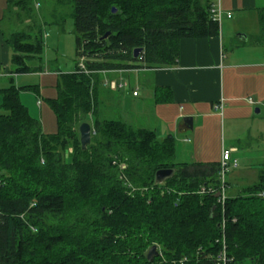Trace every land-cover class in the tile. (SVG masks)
Instances as JSON below:
<instances>
[{
	"label": "trees",
	"instance_id": "obj_1",
	"mask_svg": "<svg viewBox=\"0 0 264 264\" xmlns=\"http://www.w3.org/2000/svg\"><path fill=\"white\" fill-rule=\"evenodd\" d=\"M7 1L25 10L34 0ZM61 1L74 5L78 61L48 99L58 131L46 133L22 102L21 90L33 86L0 91V264H223L224 252L226 264H264V167L256 182L220 202L221 162L177 163L173 135L159 138L101 112L114 96L100 73L172 67L182 39L220 35L210 2ZM260 26L254 41L264 45V11ZM12 35L13 72H32L27 61L44 42ZM136 48H143L138 58ZM84 122L92 126L86 149ZM166 168L175 174L157 184ZM154 244L164 257L149 261Z\"/></svg>",
	"mask_w": 264,
	"mask_h": 264
},
{
	"label": "crops",
	"instance_id": "obj_2",
	"mask_svg": "<svg viewBox=\"0 0 264 264\" xmlns=\"http://www.w3.org/2000/svg\"><path fill=\"white\" fill-rule=\"evenodd\" d=\"M207 1L212 7L221 8L223 11L221 33L214 37L182 39L178 64L158 69L134 68L100 73L105 75V78L100 77V80L106 91L120 93L124 88L132 90V94L127 96L136 105L133 112L141 113L142 105H139V101L152 100V112L157 123L151 129L155 130L159 138H165L170 134L175 137L176 160L178 141L197 150L201 143L204 144L206 134H210L211 137L213 132H216V137L222 134L224 141L227 138L235 153H249L259 148L258 146L264 149V123L253 113L254 109L256 112L259 110L257 113H262L264 108V51L263 45L254 41L261 32L260 15L264 11V0ZM9 11L8 1L0 0V86H2L0 91L15 84L17 87L33 86L31 91H35L38 96L45 95L44 79L49 78V81L55 84V76L59 80L63 72L57 70L56 75L51 74L52 71L49 66L46 69L42 56L28 59L34 61L38 58V64L31 65L35 68L32 72H13V49L7 41L6 33V26L9 25L6 18ZM250 25L254 26V31L246 28ZM236 32H240L239 38L242 43H235L233 33ZM226 37L229 43L234 45L232 48L234 53L230 56L226 53ZM134 73L139 77L142 75L146 81L149 90L147 96H142L141 89L133 84L130 74ZM110 74L117 76L111 77ZM23 75H27L26 77L35 75L39 83L36 81L22 83L27 81ZM25 91L30 90H21V99ZM134 91H138V95H134ZM0 95L2 100V94ZM121 100L122 96H119L117 99L119 105ZM36 102L39 111L33 102L27 107L31 115L40 120L45 131V110L40 97ZM221 103L223 109H217ZM185 118H192V124L189 121L184 122ZM183 148L186 151L185 147ZM211 162L217 161L203 162L201 159H195L181 163ZM238 164L235 168L239 167ZM263 167L264 161H259L242 170H235L232 177L240 182L246 178L256 179L254 181L256 182ZM227 183L230 188L228 180Z\"/></svg>",
	"mask_w": 264,
	"mask_h": 264
},
{
	"label": "rangeland",
	"instance_id": "obj_3",
	"mask_svg": "<svg viewBox=\"0 0 264 264\" xmlns=\"http://www.w3.org/2000/svg\"><path fill=\"white\" fill-rule=\"evenodd\" d=\"M25 10L18 7L10 8L6 18V21L9 23V25L6 26L7 37L12 38V34L23 32L31 35L32 38L30 39L32 41L36 36L39 37L44 42L43 53L40 56H42V60L43 63H45L44 65H46V69L47 66H49L52 71L51 74L53 75H56L55 71L57 70L63 73L74 72L78 59L76 57L75 47L73 3L63 2L61 0H34ZM246 28L249 31H254V26L250 25ZM239 33H233L235 43L243 42L239 38ZM233 47L234 45H231L229 43L228 37H226V53L229 56L234 53L232 50ZM37 59L34 61L28 60L27 62L29 65H36L38 64ZM23 76L26 77L27 75ZM110 76L114 77L117 75L110 74ZM130 76H132L131 79L133 84L137 85L141 89L142 96H147L149 94V90L146 86V81L144 80L143 76L141 75V77H139V75L136 73L130 74ZM100 77L104 79L105 75L101 74ZM55 78V84H52V82L49 81V78L44 79L43 93H45V95L41 94V96H38L35 91L31 90L22 93L23 103L29 107V105H31L33 102L37 111H39V108L36 101L38 100V97H40L45 110V132L48 134H53L58 131L57 118L48 101V99L56 98L58 96V79L56 76ZM24 79H27V81L22 83H35L34 81L39 83V79L35 75H30ZM108 92L110 94V91ZM108 92L102 91L101 96L104 97V95L108 94ZM128 94H132V90L130 88H124L120 93L119 91H114L112 93V96H114L113 99L107 103L106 101H103V105H101L102 116L124 119L125 121H128L134 125L153 128L157 123V119L152 112V100L147 99L143 102L139 101V105H142V109L141 113H136L133 112L135 111L136 105L133 100L127 96ZM119 96H122V100L119 102L120 105L117 103ZM1 105L2 100L0 95V112H4V109L1 107ZM130 112L131 114L128 115ZM137 112H140V110H137ZM253 113L264 123V108L262 113H257L256 109L253 110ZM215 133L216 132H213L211 137H209L210 134L207 133L205 139H203L204 144L202 145L201 143L197 150L193 149L190 145H182L180 141H178V156L177 160L175 159V161L181 163L183 161L190 162L195 161V159H201L203 162H222L223 152L226 151L230 153L232 155V161L230 165V171L226 176V179L230 183V188H228L227 195H236L243 190V187L253 184L256 179L252 180V178H246L240 182L232 177V173L235 170H242L254 163H258L259 161L263 162L264 149L261 148L262 146H258L259 148H256L249 153H244L241 151V153H235V150H233L232 146L230 145V141L227 138L226 141H224L222 134L216 137ZM183 147H185L186 151H184ZM235 162L239 163V167L235 168ZM160 248L161 247L158 246V250L160 251L159 255L162 259L164 256L162 255Z\"/></svg>",
	"mask_w": 264,
	"mask_h": 264
},
{
	"label": "water",
	"instance_id": "obj_4",
	"mask_svg": "<svg viewBox=\"0 0 264 264\" xmlns=\"http://www.w3.org/2000/svg\"><path fill=\"white\" fill-rule=\"evenodd\" d=\"M113 11L116 12L117 9L113 8ZM109 35L107 33L104 37L106 38ZM244 37H247L245 34H243ZM143 51V48H136L134 50V57L138 58ZM259 110H257L258 112ZM190 122L192 124V118H185L184 122ZM80 132V141L83 149H86L88 144H90L92 139V126L88 122H84L79 127ZM175 174V169L173 168H166V169H160L157 171L155 176V182L157 184L164 183L167 179L171 178ZM219 196V194H217ZM160 251L158 250V245L154 244L148 251L147 257L149 261H153L155 257L159 256Z\"/></svg>",
	"mask_w": 264,
	"mask_h": 264
},
{
	"label": "built area",
	"instance_id": "obj_5",
	"mask_svg": "<svg viewBox=\"0 0 264 264\" xmlns=\"http://www.w3.org/2000/svg\"><path fill=\"white\" fill-rule=\"evenodd\" d=\"M211 14L214 20H217L219 23L221 22L222 18H223V11L221 8H214L211 7ZM231 16V14H229V17ZM79 66L82 70H86V66H85V62L84 60H81L79 63ZM124 86V85H121ZM134 95H138V91H134L133 93ZM217 109H223V103H221ZM231 154L224 151L223 152V159L221 162V168H220V172H219V178H220V187L219 190L217 192V194H219L218 198L220 202H225L226 198H227V190H228V183H227V179L226 176L228 174V172L230 171V165H231ZM235 166H237V163L235 162ZM202 192H205V189L202 190ZM223 227H225V224L223 222L222 224ZM222 260H223V264H226V254L225 252L222 255Z\"/></svg>",
	"mask_w": 264,
	"mask_h": 264
}]
</instances>
